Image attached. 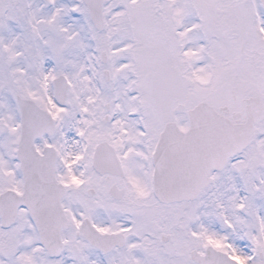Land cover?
Masks as SVG:
<instances>
[{
	"label": "snow or ice",
	"instance_id": "1",
	"mask_svg": "<svg viewBox=\"0 0 264 264\" xmlns=\"http://www.w3.org/2000/svg\"><path fill=\"white\" fill-rule=\"evenodd\" d=\"M0 264H264V0H0Z\"/></svg>",
	"mask_w": 264,
	"mask_h": 264
}]
</instances>
